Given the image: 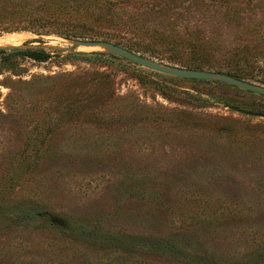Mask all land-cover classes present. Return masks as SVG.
I'll return each mask as SVG.
<instances>
[{"label": "rangeland", "instance_id": "obj_1", "mask_svg": "<svg viewBox=\"0 0 264 264\" xmlns=\"http://www.w3.org/2000/svg\"><path fill=\"white\" fill-rule=\"evenodd\" d=\"M117 6L141 30L179 27L173 38L205 49L145 56L164 67L227 68L233 49H249L240 63L264 49V0ZM15 49L51 57L0 53V264H264V115L215 102L264 112L263 95L2 32L0 50Z\"/></svg>", "mask_w": 264, "mask_h": 264}, {"label": "trees", "instance_id": "obj_2", "mask_svg": "<svg viewBox=\"0 0 264 264\" xmlns=\"http://www.w3.org/2000/svg\"><path fill=\"white\" fill-rule=\"evenodd\" d=\"M119 2L122 0H2L0 2V35L2 32H30L36 35H55L70 40H106L124 46L142 56H150L166 62H170L171 59L179 62L178 55L182 53L181 50H189L193 55H204L205 49L200 44L190 40L182 42L172 37L170 30H173L177 35L179 27L145 28L141 30L139 27L131 25L129 19L121 14L119 10L121 7L117 6ZM141 41H145L144 44ZM232 51L238 58L234 64L227 65V68L220 65L213 67L208 65L209 67L205 69L222 72L259 86L264 85V62L262 63L264 57L261 56V54L264 55V49L254 56L251 63L238 62L250 60L246 57L249 49L241 47ZM0 53L3 54L4 61H9L17 56L28 57L36 61H46L51 57V54L43 49H15L12 52L0 50ZM77 56L109 57L133 64V62L109 51L79 52L72 55V57ZM183 67L203 69L200 62L194 66ZM192 80L214 84L220 88L239 89L223 80ZM157 92L166 95V92L162 90H157ZM215 102H223L227 106L238 107L229 100L217 98ZM244 111L251 110L244 109ZM256 113L264 115L262 111L257 110ZM34 147V154H38L41 150L39 149L40 146L36 144ZM28 151L33 153L32 150Z\"/></svg>", "mask_w": 264, "mask_h": 264}, {"label": "water", "instance_id": "obj_3", "mask_svg": "<svg viewBox=\"0 0 264 264\" xmlns=\"http://www.w3.org/2000/svg\"><path fill=\"white\" fill-rule=\"evenodd\" d=\"M82 45H102L108 49L109 52H113L126 60H129L135 64L148 68L150 70L174 76L182 79H196V80H210L217 79L223 80L228 84L240 87L242 89L248 90L250 92H254L260 95H264V87L256 85L246 80H241L234 78L230 75H227L222 72H214L208 70H199V69H186V68H172V67H164L158 64L156 61L147 58L145 56L140 55L134 51L129 50L128 48L116 44L114 42L106 41V40H77ZM229 108L233 111L244 112L248 115H257L262 116L259 113H254L251 111H244L236 106H229Z\"/></svg>", "mask_w": 264, "mask_h": 264}]
</instances>
